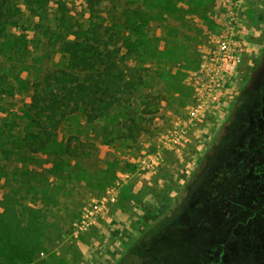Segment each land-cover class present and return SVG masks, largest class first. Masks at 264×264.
<instances>
[{
  "label": "rangeland",
  "instance_id": "1",
  "mask_svg": "<svg viewBox=\"0 0 264 264\" xmlns=\"http://www.w3.org/2000/svg\"><path fill=\"white\" fill-rule=\"evenodd\" d=\"M120 1L116 12L133 3L139 6L133 19L149 17L128 40L138 51L132 63L144 73V84L99 118L66 117L38 151L25 138L37 132L26 115L30 81L42 67L68 63L59 53L48 58L59 34L81 40L106 16L103 10L90 13L86 0H12L6 13L16 24L0 34V264H260L264 187L260 169H250L261 165L255 158L233 181L228 176H234L235 151L242 147L237 141L247 140L251 131L244 121L260 105L253 95L264 78L262 0ZM46 26L55 33L42 34ZM121 30L128 39L129 32ZM227 30L237 34L242 60L220 108L207 107L213 115L208 132L196 133L195 122L188 132L209 146L185 183L194 188L186 217L174 216L175 226L168 234L161 231L158 242L141 240L127 260L117 261L124 244L117 235V210L110 214L116 202L101 199L110 189L116 195L124 174L147 172L136 164L138 156L158 149L152 139L165 130L164 117L167 126L174 115L186 118L197 101L193 73L201 53ZM94 204L98 212L86 217Z\"/></svg>",
  "mask_w": 264,
  "mask_h": 264
},
{
  "label": "trees",
  "instance_id": "2",
  "mask_svg": "<svg viewBox=\"0 0 264 264\" xmlns=\"http://www.w3.org/2000/svg\"><path fill=\"white\" fill-rule=\"evenodd\" d=\"M103 2L104 0H86V8L90 13L98 16L103 10L105 19L102 18L98 23L91 25L81 40L65 38L71 33L59 34V45L55 51H48V58L59 53L68 63L56 67H42L37 77L30 81L29 106L26 109V115L29 124L37 132L29 133L25 138L28 139L27 144L33 151L40 150L53 139L59 123L66 117L83 113L90 120L99 118L112 107L129 101L134 92L144 84V73L141 68L132 63L137 61L138 51L128 40L143 30L140 23L146 21L147 24L149 17L133 19L132 14H137L139 7L133 3H130V9L122 8L116 12V6L121 2L120 0L106 5H103ZM11 3L12 0H0V34L8 25L16 24L11 16H6ZM59 12L60 18L66 21L65 10L61 8ZM70 18L67 22H70ZM121 27L129 32L128 39L125 38L126 35ZM33 30L35 31L34 28ZM40 32L44 35L54 34L55 30L51 26H46ZM219 103L218 109L221 106V102ZM36 137H38L37 140L33 141L32 138ZM131 189L130 186L122 188L118 201L114 205L117 207L113 206L115 209H112L110 214L120 209L133 215L132 209L127 204L139 198ZM170 210L171 207L168 204L159 213H162V216L154 214L151 208L146 211L141 225L149 219H153L154 222L148 232L143 231L130 245L124 261L135 252L141 240L146 241L149 231L156 232L158 239L156 242L160 240L159 233L165 230L166 222L171 220L175 213L180 214L182 211L180 207L169 213ZM137 228L140 229L139 226ZM149 249L152 250L153 247Z\"/></svg>",
  "mask_w": 264,
  "mask_h": 264
},
{
  "label": "crops",
  "instance_id": "3",
  "mask_svg": "<svg viewBox=\"0 0 264 264\" xmlns=\"http://www.w3.org/2000/svg\"><path fill=\"white\" fill-rule=\"evenodd\" d=\"M164 115L169 116L168 113ZM211 116L213 117L211 113H206L205 111L201 119L195 122L197 125L196 133L203 134L208 132V126L211 125L209 120ZM173 117L175 118L169 126L166 125V118L164 117V122L161 123V127L163 128L165 126V130L161 133L159 132L158 135L152 139L156 142L158 149L148 153L146 156L144 154L143 157L138 156L137 158L136 164L142 166V170L147 169V172L124 174L121 177L122 184L116 189L114 202L118 201L120 192L125 184L132 185L131 191L139 198L127 204L132 209V216L120 209L117 210L119 221V232L117 235H119L118 238L121 239L120 242L124 244L122 251H120V255L116 259L117 261L124 259L130 245L138 239L143 231L148 232V229L152 226L154 222L153 219L142 222L141 225V220L144 219V215L149 208L158 216V214L170 204L171 210L169 213L178 207L182 210L180 214L175 213L173 217L175 216L176 219L186 217L185 211L183 210L188 203L187 197L192 196L194 188L185 187V183L191 178L190 176L195 165L205 153V149L208 148L209 143L204 141V139L202 141L190 139L188 137V132L193 124H189L185 127L182 125L183 118L181 116L177 117L174 115ZM161 127H159V129H162ZM175 128L178 129L179 132H183V134L177 136L176 140H174L175 137L172 138L173 136H170V131ZM139 158L146 159L140 163L138 162L140 161ZM146 206H149V208H146ZM109 207L107 206L106 210H109ZM114 207L116 208L117 206ZM174 223L173 220L166 222V227L164 228L166 234H168L167 230H169L170 227L173 228L175 226ZM137 226H139L140 229L137 228ZM180 226L181 225H179V227ZM127 227L132 230H129ZM125 231H128V233L121 234ZM146 238L148 242L156 243L158 240L156 232L152 231H149V235Z\"/></svg>",
  "mask_w": 264,
  "mask_h": 264
},
{
  "label": "built area",
  "instance_id": "4",
  "mask_svg": "<svg viewBox=\"0 0 264 264\" xmlns=\"http://www.w3.org/2000/svg\"><path fill=\"white\" fill-rule=\"evenodd\" d=\"M240 43L237 34L234 30H227L223 35L219 36L215 43L208 49L203 50L200 57V62L193 73L194 87L196 91L197 101L189 109L187 116L182 121V125L187 127L193 122L201 119L203 113L209 106L219 107V102L225 98L227 93V85L233 78L232 76L237 73L242 60V53L240 50ZM171 137L176 140L179 134L178 129H173ZM142 168V166H141ZM115 189L107 191L108 197L103 196L101 202L114 200ZM112 191V192H111ZM99 205L94 204L88 210L86 217H92L97 213ZM94 219V218H92ZM80 228H85V221L81 222Z\"/></svg>",
  "mask_w": 264,
  "mask_h": 264
},
{
  "label": "flooded vegetation",
  "instance_id": "5",
  "mask_svg": "<svg viewBox=\"0 0 264 264\" xmlns=\"http://www.w3.org/2000/svg\"><path fill=\"white\" fill-rule=\"evenodd\" d=\"M262 8V13L264 14V0H262ZM262 30L264 31V27ZM253 98V101L260 103V105L252 107L248 116V120L244 121L245 126H248L251 131L247 140L237 141V144H240L242 147H244V149L237 146L235 151V159L237 162H235V167L233 169L234 176L232 173H230L232 175L231 177L228 176V178L233 181L240 174V171L248 169L249 163L256 158L261 166L260 168L258 167L256 169H252V167L250 172L254 173L260 169V177L263 180L262 187H264V78L263 82L256 86ZM217 152L220 153L219 148L217 149ZM185 226L186 225H181L180 228H185ZM226 260H229L228 256ZM260 264H264V261H260Z\"/></svg>",
  "mask_w": 264,
  "mask_h": 264
}]
</instances>
